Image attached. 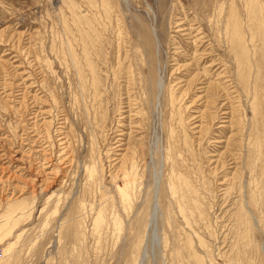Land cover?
Instances as JSON below:
<instances>
[{"label": "rangeland", "instance_id": "374dc122", "mask_svg": "<svg viewBox=\"0 0 264 264\" xmlns=\"http://www.w3.org/2000/svg\"><path fill=\"white\" fill-rule=\"evenodd\" d=\"M0 264H264V0H0Z\"/></svg>", "mask_w": 264, "mask_h": 264}, {"label": "bare ground", "instance_id": "6f19581e", "mask_svg": "<svg viewBox=\"0 0 264 264\" xmlns=\"http://www.w3.org/2000/svg\"><path fill=\"white\" fill-rule=\"evenodd\" d=\"M235 26H236V25H235ZM249 56H250V55H249ZM202 63H203V61H202ZM188 67H189V66H188ZM218 77H219V76H218ZM194 79H195V78H194ZM192 80H193V79H192ZM196 80H197V78H196ZM194 81H195V80H194ZM192 83H193V81H192V82H189V85L192 84ZM220 85H221V84H220ZM221 86H222V85H221ZM158 87H159V89L161 88V75H160V80H159V82H158ZM209 87H210V86H209ZM214 88H215V87L211 88V92L214 91ZM220 88H221V87H220ZM209 89H210V88H209ZM209 89H208V90H209ZM215 91H216V90H215ZM215 93H216V92H215ZM212 94H213V93H212ZM214 95H216V94H214ZM173 96H174V95H173ZM171 97H172V95H171ZM218 97H219V96H218ZM174 98H175V96H174ZM174 98H173V99H174ZM216 99H217V98H216ZM175 100H176V98H175ZM217 100H218V99H217ZM170 101H171V100H170ZM177 101H178V100H177ZM172 103H173V102H172ZM215 103H216V102H215ZM215 103H214V104H215ZM176 105H177V104H176ZM171 106H173V105H171Z\"/></svg>", "mask_w": 264, "mask_h": 264}]
</instances>
